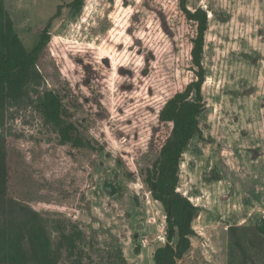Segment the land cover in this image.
Masks as SVG:
<instances>
[{
    "label": "rangeland",
    "instance_id": "obj_1",
    "mask_svg": "<svg viewBox=\"0 0 264 264\" xmlns=\"http://www.w3.org/2000/svg\"><path fill=\"white\" fill-rule=\"evenodd\" d=\"M4 1L26 49L38 42L60 5L49 28L53 38L66 42L57 49L63 54L93 48L111 70L106 78L88 70L85 81L96 80L103 91L99 122L92 120L87 130L105 137V147L96 155L73 162L70 144H60L32 92L9 109L0 126L34 172V178L25 175L21 183L26 187V178L31 179L26 204L58 217L59 226L60 220L76 222L86 242L92 241L79 256L63 253L60 264H154L155 248L167 241L158 237L165 234L166 213L123 165L134 164L135 145L141 146L143 161L153 160L149 127L163 100L161 81L152 76L151 24L131 26L141 0H83L78 8L67 6L72 0ZM187 5L207 13L206 76L200 131L182 154L177 184L199 210L191 224L190 247L176 264H264V235L257 230L264 220V0H187ZM194 34V23L177 10L171 35H156L163 37L174 89L182 90L194 78ZM71 67L66 61L49 74L75 81ZM56 87L44 77L39 91ZM87 116L80 108L76 118ZM52 236L56 239L58 233Z\"/></svg>",
    "mask_w": 264,
    "mask_h": 264
},
{
    "label": "trees",
    "instance_id": "obj_2",
    "mask_svg": "<svg viewBox=\"0 0 264 264\" xmlns=\"http://www.w3.org/2000/svg\"><path fill=\"white\" fill-rule=\"evenodd\" d=\"M82 4L83 0H72L67 6L78 8ZM60 9L59 5L40 30L38 42L28 50L14 28L5 1L0 0V126L9 109L32 92L44 122L58 133L60 144H70L68 155L73 162L80 163L88 155H96L106 141L99 130L91 135L87 132L92 120L99 122L96 115L104 107L98 82L94 79L85 82L88 70L100 78L108 77L111 70L93 55V48L65 50L63 54L57 49L66 42L53 38L49 28ZM135 10L132 28L144 27L147 22L151 24L154 37L150 50L156 58L152 76L161 81L163 100L149 127L153 160L143 161L144 152L140 145H135L134 164L125 161L123 165L128 173L141 179L166 213L167 241L155 248L153 263L176 264L190 247L191 224L199 210L177 190V184L182 154L199 133V116L204 110L201 89L206 76L203 49L208 18L203 8L190 9L187 0H141L135 4ZM177 10L195 25L190 49L194 78L182 90L173 87L172 70L165 63L167 53L162 39L171 35ZM158 32L163 35L157 37ZM66 61L72 66L75 81L60 78L57 73L49 74L51 67L57 70ZM44 77L57 87L40 92ZM80 108L88 114L85 120L76 118ZM89 163L93 165L92 160ZM28 166L27 156L0 133V264H60L63 253L79 256L85 243L92 244V241L86 242L85 233L76 222L67 220L66 225L59 219L62 224L59 226L58 217L26 204L31 196L27 189L31 179L26 178V187L21 183L25 175L34 178ZM257 230L264 235V220ZM53 233H58L56 239Z\"/></svg>",
    "mask_w": 264,
    "mask_h": 264
},
{
    "label": "built area",
    "instance_id": "obj_3",
    "mask_svg": "<svg viewBox=\"0 0 264 264\" xmlns=\"http://www.w3.org/2000/svg\"><path fill=\"white\" fill-rule=\"evenodd\" d=\"M158 237H159L160 240H163V241L166 240V237H167L166 236V231H165L164 236L161 237V235H158Z\"/></svg>",
    "mask_w": 264,
    "mask_h": 264
}]
</instances>
